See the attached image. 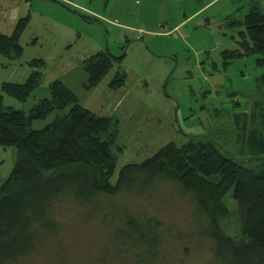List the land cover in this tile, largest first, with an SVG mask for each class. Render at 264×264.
Segmentation results:
<instances>
[{
    "label": "rangeland",
    "instance_id": "374dc122",
    "mask_svg": "<svg viewBox=\"0 0 264 264\" xmlns=\"http://www.w3.org/2000/svg\"><path fill=\"white\" fill-rule=\"evenodd\" d=\"M0 0V34L10 36L18 21L29 17L20 44L23 55L0 56V94L4 82L23 84L46 62L38 89L25 102L5 96V106L29 111L50 97L49 86L62 81L94 113L118 120L116 184L126 165L140 164L169 143L211 140L225 156L239 160L264 157V75L259 55L230 66L222 52L239 47L238 31L228 16L242 20L252 3L264 0ZM125 59L87 90L82 62L99 52ZM118 72L127 74L119 89L109 88ZM108 86V87H107ZM55 114L36 121L41 130ZM121 148V150H120ZM17 160L14 147H0V186ZM128 187V186H127ZM126 187V188H127ZM236 211L232 193L225 198ZM129 216L146 225L159 221L157 258L142 257L148 245H135L122 234ZM52 218L58 231L21 264H218L213 244L201 237L194 201L174 182H160L144 191H124L80 204L57 201Z\"/></svg>",
    "mask_w": 264,
    "mask_h": 264
},
{
    "label": "trees",
    "instance_id": "16d2710c",
    "mask_svg": "<svg viewBox=\"0 0 264 264\" xmlns=\"http://www.w3.org/2000/svg\"><path fill=\"white\" fill-rule=\"evenodd\" d=\"M29 19L19 20L10 36L0 34V56L16 60L23 55L20 40ZM226 21L238 31L239 47L222 52L224 65L251 55H259L257 63L264 65V8L260 2L252 3L242 20L228 16ZM125 57L102 51L84 60L85 89L97 88ZM28 64L37 70L26 82H4L0 94V147L17 150L16 164L0 186V264H21L37 257L58 231L51 216L57 201L70 197L92 207L98 197L111 198L128 189L142 192L166 181L176 183L181 194L193 198L199 235L212 242L218 264H264V157L229 158L205 139L181 145L172 142L144 162L126 165L113 184L117 119L86 108L62 81L53 82L50 97L28 112L5 106V96L25 103L38 89L44 77L40 68L46 62ZM126 80L127 74L118 72L108 86L116 90ZM258 82L264 86V75ZM53 114V122L45 128H32ZM231 193L239 205L236 211L225 204ZM125 216L121 233L128 230L129 241L149 246L144 259L147 254L148 259L157 258L159 221L150 218L145 225L138 217Z\"/></svg>",
    "mask_w": 264,
    "mask_h": 264
},
{
    "label": "crops",
    "instance_id": "0c3cea01",
    "mask_svg": "<svg viewBox=\"0 0 264 264\" xmlns=\"http://www.w3.org/2000/svg\"><path fill=\"white\" fill-rule=\"evenodd\" d=\"M205 1H207V0H205ZM215 1H216V0H210L209 2H205L204 6L200 8V13L198 12L199 10H197V11L195 12V14H193L190 18L196 16L197 13H198V14H202V13L204 12V11H203V8L206 7V6H208V5L210 4V2H211V3H215ZM107 87H108V86H107Z\"/></svg>",
    "mask_w": 264,
    "mask_h": 264
}]
</instances>
